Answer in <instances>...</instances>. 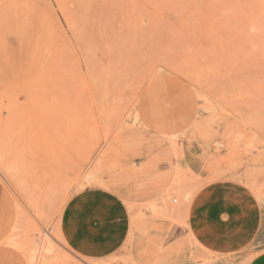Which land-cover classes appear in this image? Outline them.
Segmentation results:
<instances>
[{
    "label": "rangeland",
    "instance_id": "rangeland-1",
    "mask_svg": "<svg viewBox=\"0 0 264 264\" xmlns=\"http://www.w3.org/2000/svg\"><path fill=\"white\" fill-rule=\"evenodd\" d=\"M0 264H264V0H0Z\"/></svg>",
    "mask_w": 264,
    "mask_h": 264
},
{
    "label": "bare ground",
    "instance_id": "bare-ground-1",
    "mask_svg": "<svg viewBox=\"0 0 264 264\" xmlns=\"http://www.w3.org/2000/svg\"><path fill=\"white\" fill-rule=\"evenodd\" d=\"M115 84V83H114ZM56 188V187H55ZM184 197V196H183ZM186 204V203H185Z\"/></svg>",
    "mask_w": 264,
    "mask_h": 264
}]
</instances>
